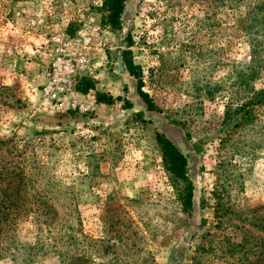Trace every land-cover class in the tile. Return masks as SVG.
I'll use <instances>...</instances> for the list:
<instances>
[{"label": "rangeland", "instance_id": "rangeland-1", "mask_svg": "<svg viewBox=\"0 0 264 264\" xmlns=\"http://www.w3.org/2000/svg\"><path fill=\"white\" fill-rule=\"evenodd\" d=\"M103 2L0 0V169H22L54 206L41 229L34 213L10 228L0 221V264H79L68 235L88 264L90 238L135 242V210L156 264H248L239 249L250 246L264 264V106L238 125L230 107L264 91V0H126L118 29L102 23ZM62 31L91 38V64L57 102L42 89L48 40ZM127 49L160 110L139 96ZM156 132L190 160L193 206L181 224L170 221L174 190ZM4 178L0 187L15 190L18 178Z\"/></svg>", "mask_w": 264, "mask_h": 264}, {"label": "trees", "instance_id": "trees-1", "mask_svg": "<svg viewBox=\"0 0 264 264\" xmlns=\"http://www.w3.org/2000/svg\"><path fill=\"white\" fill-rule=\"evenodd\" d=\"M126 0H104L102 4V9L104 10V14L102 17V23L112 29L120 28L121 24V15L124 11ZM258 10V9H257ZM257 10L255 12H249L250 18L252 16H256ZM261 19L260 22L264 21V13H260ZM129 39V36H128ZM128 46L131 45V40H128ZM122 64L128 73L134 76L137 80L136 89L139 96L146 103V108L148 110H160L153 102L152 98L149 94L144 91L143 79L141 75V68L138 64H135L131 57V50L127 49L122 52ZM92 84L88 88H92ZM87 87L84 88L83 91H86ZM252 96H247L242 102L237 103L238 105H231L234 118V124L238 125L241 121L250 118L251 114H253V108L256 105L264 106V91H253ZM103 94H96L97 101H107L111 102L115 100L124 101L126 107H130L131 102L127 97H123L121 95H117L115 98L108 95L106 98H101ZM138 119H143V112L139 111L136 114ZM236 121V123H235ZM155 141L157 146L159 147L162 153V159L166 164V169L169 173V179L171 181L173 190H174V199L173 204L175 210L171 211V219L172 223L181 224V220H187L192 213V198H193V184L189 179L187 174V159L181 153V151L175 146L171 139H169L164 133L156 132ZM1 144H5L4 140H0ZM15 176L18 178L17 186L14 189H10L9 187H0V221H4L8 228L11 226L14 227L17 220L20 219L21 216H28L29 213H34L36 215L35 222L37 228L41 229L42 225L48 224V221L44 220L46 218L45 214H49L53 211L54 206L48 202V200H40L39 199V190L32 185H28L27 180L29 176H27L22 169H19L18 172L10 171L8 168L0 169V184L5 180L4 177ZM137 200H132L131 203L136 202ZM130 207L133 206L130 205ZM178 209V210H177ZM136 214L140 219L138 221L143 226L139 232L136 233L134 229H132V233H136L134 236V241L131 246L129 243L123 241L121 233H117L118 238L120 239V243L116 244L114 242H110V240L103 239H94L90 238L89 245L92 248L93 256L90 259L88 264H156L155 255L150 245V232L148 231V225L143 220V216L139 211L135 210ZM136 224L137 221H135ZM134 221L131 220L127 229L131 227H136ZM129 227V228H128ZM138 227V225H137ZM149 233V234H148ZM69 238L73 240V254L71 253L68 259H73L76 262L79 261V264H82L83 261L87 260L86 253L84 251L77 252L75 250V245L77 241V237L75 235H68ZM124 239H129V236H125ZM152 242V241H151ZM38 246V245H37ZM200 250H204V248L198 247ZM239 252L242 254V258L248 261V264H256L257 256L260 253H263V250L257 251L253 249V246L250 247H242L239 249ZM251 254V257L248 255ZM255 255H257L255 257ZM95 257L100 258V261H96ZM193 264H201L200 258L193 257ZM70 264H73L69 262Z\"/></svg>", "mask_w": 264, "mask_h": 264}, {"label": "built area", "instance_id": "built-area-1", "mask_svg": "<svg viewBox=\"0 0 264 264\" xmlns=\"http://www.w3.org/2000/svg\"><path fill=\"white\" fill-rule=\"evenodd\" d=\"M49 62L45 66L43 94L59 102L75 91L80 77L90 70L91 38L66 32L55 33L49 40Z\"/></svg>", "mask_w": 264, "mask_h": 264}, {"label": "water", "instance_id": "water-1", "mask_svg": "<svg viewBox=\"0 0 264 264\" xmlns=\"http://www.w3.org/2000/svg\"><path fill=\"white\" fill-rule=\"evenodd\" d=\"M181 153L186 157V159H187V164H189V163H190V160H189V158H188L187 155H186V151L181 150Z\"/></svg>", "mask_w": 264, "mask_h": 264}]
</instances>
